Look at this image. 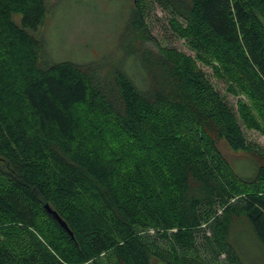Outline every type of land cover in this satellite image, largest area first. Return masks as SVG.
Listing matches in <instances>:
<instances>
[{"label": "trees", "instance_id": "trees-1", "mask_svg": "<svg viewBox=\"0 0 264 264\" xmlns=\"http://www.w3.org/2000/svg\"><path fill=\"white\" fill-rule=\"evenodd\" d=\"M49 6L0 0V264H236L241 218L264 247V151L242 126L264 134V0H131L134 70L43 59ZM155 7L194 54L154 37Z\"/></svg>", "mask_w": 264, "mask_h": 264}, {"label": "rangeland", "instance_id": "rangeland-1", "mask_svg": "<svg viewBox=\"0 0 264 264\" xmlns=\"http://www.w3.org/2000/svg\"><path fill=\"white\" fill-rule=\"evenodd\" d=\"M50 8L40 28L45 49L42 58L47 61L72 60L75 62H94L111 66L120 64L124 54L120 41L131 14V0H49ZM154 7V6H153ZM20 21L21 15L15 14ZM167 14L160 8H153L148 22L152 34L163 45H176L190 54H194L184 39L170 37L167 30ZM127 69L134 70L133 62L124 60ZM202 64V63H201ZM210 74L216 87L226 95L228 101L237 108L239 98L227 92V84L216 79L209 66L202 65ZM249 143L264 151V134L248 129L242 124ZM221 148L229 160L239 170L248 171L251 162L243 152H234L222 141ZM231 239L239 262L236 264H264V247L257 239L247 218L235 222ZM200 242H202L200 240ZM210 264H232L224 258L213 263L208 252H203ZM154 264H163L154 258Z\"/></svg>", "mask_w": 264, "mask_h": 264}, {"label": "water", "instance_id": "water-1", "mask_svg": "<svg viewBox=\"0 0 264 264\" xmlns=\"http://www.w3.org/2000/svg\"><path fill=\"white\" fill-rule=\"evenodd\" d=\"M48 210L61 222V224L71 233L67 223L59 216V214L47 205Z\"/></svg>", "mask_w": 264, "mask_h": 264}]
</instances>
